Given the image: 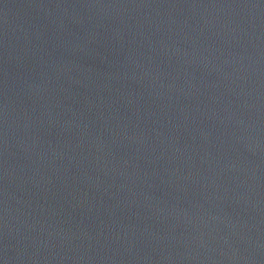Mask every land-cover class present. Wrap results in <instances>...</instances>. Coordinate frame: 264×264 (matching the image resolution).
Masks as SVG:
<instances>
[{"label": "water", "instance_id": "obj_1", "mask_svg": "<svg viewBox=\"0 0 264 264\" xmlns=\"http://www.w3.org/2000/svg\"><path fill=\"white\" fill-rule=\"evenodd\" d=\"M0 264H264V0H0Z\"/></svg>", "mask_w": 264, "mask_h": 264}]
</instances>
